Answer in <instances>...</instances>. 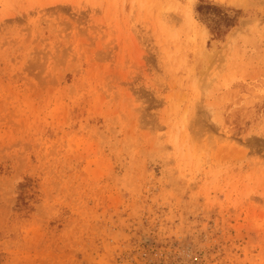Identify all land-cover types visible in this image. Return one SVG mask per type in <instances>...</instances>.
Returning <instances> with one entry per match:
<instances>
[{
	"label": "rangeland",
	"instance_id": "rangeland-1",
	"mask_svg": "<svg viewBox=\"0 0 264 264\" xmlns=\"http://www.w3.org/2000/svg\"><path fill=\"white\" fill-rule=\"evenodd\" d=\"M0 264H264V0H0Z\"/></svg>",
	"mask_w": 264,
	"mask_h": 264
}]
</instances>
